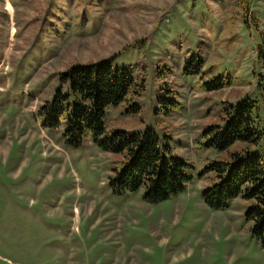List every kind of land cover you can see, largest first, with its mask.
Listing matches in <instances>:
<instances>
[{"label":"rangeland","instance_id":"374dc122","mask_svg":"<svg viewBox=\"0 0 264 264\" xmlns=\"http://www.w3.org/2000/svg\"><path fill=\"white\" fill-rule=\"evenodd\" d=\"M107 58L136 81L106 108L105 135L153 129L187 163L181 193L114 192L122 155L42 124L60 73ZM263 77L264 0H0V264H264L246 202H203L224 153L206 129L260 101Z\"/></svg>","mask_w":264,"mask_h":264},{"label":"trees","instance_id":"16d2710c","mask_svg":"<svg viewBox=\"0 0 264 264\" xmlns=\"http://www.w3.org/2000/svg\"><path fill=\"white\" fill-rule=\"evenodd\" d=\"M111 59L75 62L62 71L60 78L68 85L67 90L58 88L53 100L41 107L42 124L50 128L64 125L63 137L76 146L89 131L95 140L100 139L102 150L123 156L124 167L111 181L114 192L144 187L147 202L164 201L181 193L190 182L184 172L187 163L175 157L168 142L153 129L105 135L106 108L121 103L136 81L130 68L114 67ZM223 83L215 78L208 89H220ZM258 87L260 101L239 99L227 108L224 125L206 129V146L224 153L222 161L205 169L216 181L205 190L203 202L219 210L240 197L248 206L245 215L252 235L264 246V152L258 149L264 142V127L256 125L260 112L264 116V77ZM236 142L240 143L239 149L231 151Z\"/></svg>","mask_w":264,"mask_h":264}]
</instances>
